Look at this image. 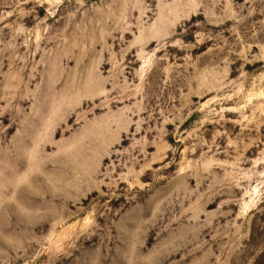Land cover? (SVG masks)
<instances>
[{
  "label": "rangeland",
  "instance_id": "374dc122",
  "mask_svg": "<svg viewBox=\"0 0 264 264\" xmlns=\"http://www.w3.org/2000/svg\"><path fill=\"white\" fill-rule=\"evenodd\" d=\"M0 264H264V0H0Z\"/></svg>",
  "mask_w": 264,
  "mask_h": 264
}]
</instances>
